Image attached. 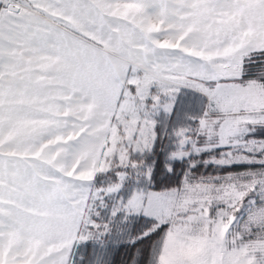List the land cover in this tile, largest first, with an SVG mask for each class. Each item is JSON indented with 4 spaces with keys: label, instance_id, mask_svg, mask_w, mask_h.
Segmentation results:
<instances>
[{
    "label": "snow or ice",
    "instance_id": "snow-or-ice-1",
    "mask_svg": "<svg viewBox=\"0 0 264 264\" xmlns=\"http://www.w3.org/2000/svg\"><path fill=\"white\" fill-rule=\"evenodd\" d=\"M0 264H264V0H0Z\"/></svg>",
    "mask_w": 264,
    "mask_h": 264
}]
</instances>
